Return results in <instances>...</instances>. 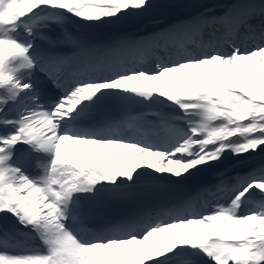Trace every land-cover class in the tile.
Returning a JSON list of instances; mask_svg holds the SVG:
<instances>
[{
  "label": "snow or ice",
  "instance_id": "6c2138e0",
  "mask_svg": "<svg viewBox=\"0 0 264 264\" xmlns=\"http://www.w3.org/2000/svg\"><path fill=\"white\" fill-rule=\"evenodd\" d=\"M0 264H264V0H0Z\"/></svg>",
  "mask_w": 264,
  "mask_h": 264
},
{
  "label": "bare ground",
  "instance_id": "6f19581e",
  "mask_svg": "<svg viewBox=\"0 0 264 264\" xmlns=\"http://www.w3.org/2000/svg\"><path fill=\"white\" fill-rule=\"evenodd\" d=\"M213 1H221V0H213ZM199 3H203V1L202 2H199ZM204 5H208V4H206L205 2L203 3ZM213 4H216V2H213L212 3V5ZM218 4V3H217ZM151 17L150 16H146V17H144V18H142L141 20H139V21H137V22H135V23H132V24H125V25H123L122 27L123 28H125V29H128V30H131V31H138V30H140V32H142V31H145V30H147V29H149L151 26L149 25V23H148V21H149V19H150ZM139 26V27H138ZM141 28H145L144 30H142ZM106 32H107V29H100V30H98V33H97V35H100V36H103V35H105L106 34ZM27 147V146H26Z\"/></svg>",
  "mask_w": 264,
  "mask_h": 264
},
{
  "label": "rangeland",
  "instance_id": "374dc122",
  "mask_svg": "<svg viewBox=\"0 0 264 264\" xmlns=\"http://www.w3.org/2000/svg\"><path fill=\"white\" fill-rule=\"evenodd\" d=\"M200 1H203V0H200ZM212 3H213L212 0H210L209 2H207V4H212Z\"/></svg>",
  "mask_w": 264,
  "mask_h": 264
}]
</instances>
